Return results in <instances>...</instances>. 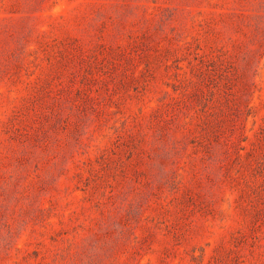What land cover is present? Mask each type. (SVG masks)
Listing matches in <instances>:
<instances>
[{"label": "rangeland", "instance_id": "obj_1", "mask_svg": "<svg viewBox=\"0 0 264 264\" xmlns=\"http://www.w3.org/2000/svg\"><path fill=\"white\" fill-rule=\"evenodd\" d=\"M0 264H264V0H0Z\"/></svg>", "mask_w": 264, "mask_h": 264}]
</instances>
